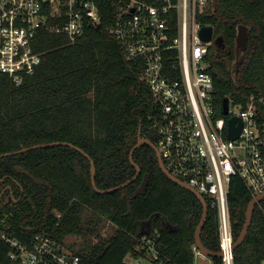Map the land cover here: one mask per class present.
Instances as JSON below:
<instances>
[{"label": "trees", "instance_id": "1", "mask_svg": "<svg viewBox=\"0 0 264 264\" xmlns=\"http://www.w3.org/2000/svg\"><path fill=\"white\" fill-rule=\"evenodd\" d=\"M116 9L114 0H101L100 26L87 28L75 42L59 33H40L34 49L42 54V63L20 86L0 73V157L66 142L95 163L100 190L118 187L136 175L129 158L139 133L154 145L158 139L150 129L154 107L141 80L143 61H128L123 46L110 33ZM200 21L212 26L231 49L238 26L250 28L249 48L238 71L233 55H221L211 47L217 114L221 115L225 98L243 107L252 96L264 100V0H210ZM260 108L259 123L264 124V104ZM133 159L141 176L123 190L100 195L92 186L90 161L70 147L1 158L0 196L6 189L2 201L8 198L10 204L1 207L0 227L9 239L27 246L33 245L37 234H49L61 244L66 237L80 236L85 246L71 251H77L80 264H128V256L149 259L140 244L154 235L159 238L155 245L161 264H194L192 248L203 215L201 202L166 177L151 147L138 148ZM145 175H150L147 188L131 201ZM206 201L209 212L201 240L217 253L219 220ZM251 201L243 183L234 181L229 204L235 240ZM260 206L246 240L235 251L234 264L264 261V202ZM108 221L115 231L106 242L108 236L101 230ZM89 239L96 242L86 244ZM12 251L0 238V264H20L9 259ZM213 263L222 261L215 258Z\"/></svg>", "mask_w": 264, "mask_h": 264}, {"label": "built area", "instance_id": "2", "mask_svg": "<svg viewBox=\"0 0 264 264\" xmlns=\"http://www.w3.org/2000/svg\"><path fill=\"white\" fill-rule=\"evenodd\" d=\"M114 1L110 33L128 61H143L141 80L154 107L150 129L157 136L162 161L172 175L210 201L219 220L222 264H234L229 196L236 180L252 199L264 195V124L259 123L264 100L252 96L243 107L228 99V114H223V107L217 114L209 58L217 36L214 31L212 40L205 41L201 32L212 26L200 21L210 0ZM100 4L101 0H0V73L20 86L42 63V54L34 49L37 36L59 33L75 42L87 28L100 26ZM234 118L242 126L238 138L231 139L229 122ZM0 238L13 248L9 259L20 264L81 262L77 251L66 250L49 234L35 235L33 245L27 246L9 239L0 227ZM140 248L149 259L128 256L125 262L161 264L153 236L144 237ZM192 251L194 264H201V252L195 245Z\"/></svg>", "mask_w": 264, "mask_h": 264}, {"label": "water", "instance_id": "3", "mask_svg": "<svg viewBox=\"0 0 264 264\" xmlns=\"http://www.w3.org/2000/svg\"><path fill=\"white\" fill-rule=\"evenodd\" d=\"M99 27V26H98ZM249 31L250 28L245 26V25H239L237 28V35H236V51H237V56L238 54L244 52L246 50L247 47V43H248V38H249ZM213 33L214 30L212 27H206L202 30L201 32V36L205 41H211L213 38ZM223 43V38L221 36H218L214 39V46L218 45L221 46ZM222 107H223V114L227 115L228 114V109H229V100L228 98H225L223 100L222 103ZM237 123L239 124V126L237 127ZM230 125V132H229V137L231 139H236L238 138L239 134H240V130H241V121L237 118L231 119L229 122ZM55 146H64V147H70L74 150H76L77 152H79L81 155H83L84 157H86L90 163H91V181H92V186L93 189L95 190L96 193L100 194V195H107V194H111L120 190H123L124 188L128 187L130 184L134 183L140 176H141V169L140 167L134 162V153L135 151L142 147V146H149L151 147L155 154L156 157L158 159L160 168L162 170V172L166 175V177H168L170 179V181H172L174 184L178 185L179 187L187 190L188 192L192 193L202 204L203 206V215L201 218V221L196 229V233H195V246L196 248L201 252L202 256L201 257V264H209L208 259L207 258H211L212 260L215 258L221 259L222 254L220 252L214 253L210 250H208L202 243L201 240V236H202V232L204 229V226L206 224L207 218H208V212H209V208H208V203L206 201V199L203 197V195H201L200 193H198L195 189L191 188L189 185H187L186 183L182 182L180 179H178L177 177H175L174 175H172L170 173L169 170L166 169L162 158L159 154V151L156 147V145H154L151 141H149L146 138H143L141 136V132L139 133V137H138V142L137 144L133 147V149L130 152V162L131 164L135 167L136 169V175L128 182L112 188V189H108V190H100L97 185H96V166L95 163L92 161V159L89 157L88 154H86L82 149L74 146L73 144L70 143H66V142H57V143H51V144H46V145H37V146H33L30 148H24L20 151L14 152V153H8L5 154L3 156L0 157H10V156H15V155H19V154H25L31 150H37V149H47V148H52ZM150 181V175H145L143 178V181L141 183V185L139 186V188L135 191L134 195L131 197V201L134 200L135 198H137L139 195H141L145 189L147 188L148 184ZM0 183H4V180H0ZM3 199V195L0 196V212H1V207L2 206H7L8 204H10V200L6 199L5 202L2 201ZM3 202V203H2ZM18 202V200L16 201ZM264 202V195L261 196H257L256 198L252 199V201L250 202L247 211H246V221L245 224L243 226V229L239 235V237L237 238V240L235 241V251L236 249L242 245L244 243V241L247 238L248 232H249V228L252 224V220H253V216H254V212L256 210V207L258 206V204ZM155 238V241H158V236H153Z\"/></svg>", "mask_w": 264, "mask_h": 264}, {"label": "rangeland", "instance_id": "4", "mask_svg": "<svg viewBox=\"0 0 264 264\" xmlns=\"http://www.w3.org/2000/svg\"><path fill=\"white\" fill-rule=\"evenodd\" d=\"M104 227V225H103ZM103 233H105L106 236H108L106 242L114 235V231L115 228L114 226H112V224L108 221L107 223H105V227L101 230ZM96 241L94 239H89L86 244H94ZM66 250L68 251H72V250H78L82 247H84V239L80 236H70V237H66L64 240V244ZM210 264H214L211 260H210Z\"/></svg>", "mask_w": 264, "mask_h": 264}, {"label": "flooded vegetation", "instance_id": "5", "mask_svg": "<svg viewBox=\"0 0 264 264\" xmlns=\"http://www.w3.org/2000/svg\"><path fill=\"white\" fill-rule=\"evenodd\" d=\"M248 44H249V38H248V43H247L246 50L244 52L238 54V56H237V51H236V43H235L234 48L231 49V48L225 46L224 39H223L222 45L221 46L215 45L214 48L217 49L220 52L221 55H223L224 53L227 54L228 57L233 55L235 57V66H236L235 70L238 71L239 65L244 62L245 53L247 52V50L249 48ZM8 189H10V188H8ZM5 192H6V189L3 191V193L1 195H4ZM6 199H8V198H6Z\"/></svg>", "mask_w": 264, "mask_h": 264}]
</instances>
